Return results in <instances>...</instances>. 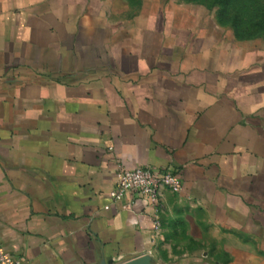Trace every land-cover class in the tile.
Listing matches in <instances>:
<instances>
[{
	"label": "crops",
	"instance_id": "crops-1",
	"mask_svg": "<svg viewBox=\"0 0 264 264\" xmlns=\"http://www.w3.org/2000/svg\"><path fill=\"white\" fill-rule=\"evenodd\" d=\"M191 21L147 22L129 0H0L5 251L264 264V42ZM141 167L180 180L157 211L110 197Z\"/></svg>",
	"mask_w": 264,
	"mask_h": 264
},
{
	"label": "rangeland",
	"instance_id": "rangeland-1",
	"mask_svg": "<svg viewBox=\"0 0 264 264\" xmlns=\"http://www.w3.org/2000/svg\"><path fill=\"white\" fill-rule=\"evenodd\" d=\"M153 24H215L237 39L264 42V0H129Z\"/></svg>",
	"mask_w": 264,
	"mask_h": 264
},
{
	"label": "built area",
	"instance_id": "built-area-1",
	"mask_svg": "<svg viewBox=\"0 0 264 264\" xmlns=\"http://www.w3.org/2000/svg\"><path fill=\"white\" fill-rule=\"evenodd\" d=\"M114 188L110 193L113 201L122 199L127 193L132 194L133 198L138 196H147L151 206L157 211L160 200V188L164 187L173 193L180 191V180L175 174L169 172L155 173L147 167L127 170L120 168L116 175ZM108 210V207H105ZM154 228L160 226L159 219L154 216ZM0 264H23L21 258L13 256L5 251L0 245Z\"/></svg>",
	"mask_w": 264,
	"mask_h": 264
},
{
	"label": "water",
	"instance_id": "water-1",
	"mask_svg": "<svg viewBox=\"0 0 264 264\" xmlns=\"http://www.w3.org/2000/svg\"><path fill=\"white\" fill-rule=\"evenodd\" d=\"M123 264H150V258L148 256H140Z\"/></svg>",
	"mask_w": 264,
	"mask_h": 264
}]
</instances>
